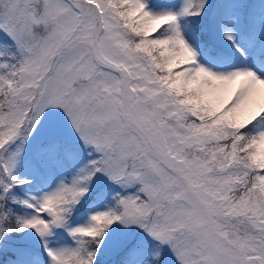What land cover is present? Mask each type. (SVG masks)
<instances>
[{
	"label": "snow or ice",
	"instance_id": "1",
	"mask_svg": "<svg viewBox=\"0 0 264 264\" xmlns=\"http://www.w3.org/2000/svg\"><path fill=\"white\" fill-rule=\"evenodd\" d=\"M0 264H264V0H0Z\"/></svg>",
	"mask_w": 264,
	"mask_h": 264
}]
</instances>
